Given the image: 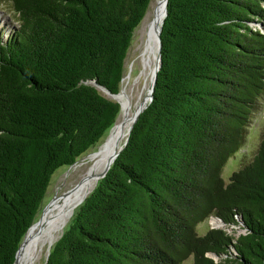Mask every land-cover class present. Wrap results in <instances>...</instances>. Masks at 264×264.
Instances as JSON below:
<instances>
[{
	"label": "trees",
	"instance_id": "trees-1",
	"mask_svg": "<svg viewBox=\"0 0 264 264\" xmlns=\"http://www.w3.org/2000/svg\"><path fill=\"white\" fill-rule=\"evenodd\" d=\"M9 1L17 26L0 41V264H13L53 172L114 125L120 105L98 86L119 92L150 2ZM160 41L150 100L45 264H264V130L252 160L221 177L264 93V0H167ZM209 217L243 231L198 235Z\"/></svg>",
	"mask_w": 264,
	"mask_h": 264
},
{
	"label": "bare ground",
	"instance_id": "bare-ground-1",
	"mask_svg": "<svg viewBox=\"0 0 264 264\" xmlns=\"http://www.w3.org/2000/svg\"><path fill=\"white\" fill-rule=\"evenodd\" d=\"M156 12L146 14L138 29V43L134 53L139 52L140 68L134 85L124 79L121 90L114 96L120 103V113L108 135L96 150L89 152L71 165V178L47 204L34 222L16 251L13 264H39L42 252L59 238L74 209L93 189L106 167L111 164L130 131L134 114L149 101V81L157 68V33L164 16V0H157ZM136 58V57H135ZM135 60V59H134ZM142 81L140 88L139 82ZM148 92V94H147Z\"/></svg>",
	"mask_w": 264,
	"mask_h": 264
},
{
	"label": "rangeland",
	"instance_id": "rangeland-1",
	"mask_svg": "<svg viewBox=\"0 0 264 264\" xmlns=\"http://www.w3.org/2000/svg\"><path fill=\"white\" fill-rule=\"evenodd\" d=\"M155 8H157V0H150L144 17L146 16V14H151L150 15L151 17L156 12L155 10H157ZM144 17L142 18V20L144 19ZM16 19H17V16L12 8L11 2L9 0H0V41H4L8 36L13 35L16 29V26H17ZM142 20L140 21V23L136 26V28L133 31L130 46L128 47L125 60H124V73H123L122 81L120 83L119 91L122 88L124 79L127 78V83L129 85H132L134 83V80H136L137 75L139 74L140 64H139V61L137 62V60L139 59V52L136 53L135 55L134 47L139 42L138 41V29L140 28L139 26L141 25ZM251 25L253 27L259 28V25L257 23L252 22ZM150 85H151V79L149 81L148 92L150 89ZM139 86L140 88L142 87L141 80L139 82ZM119 113H120V110H119ZM262 118H264V93L259 98L256 109L251 114V120L247 127L248 132H247L244 142L238 148V150L226 160L225 164L222 167L221 177L225 183L228 182L229 177L234 171L238 170L245 163L251 161L253 156L255 155L257 145L260 142L261 133L264 130V120ZM108 130L101 136V138L99 139L97 143H95L92 147L86 150L81 156H79L76 162L82 159L84 156H86L89 152L96 150L98 147L97 145L102 143L103 140L105 139L104 137L108 133ZM72 172L73 171L71 170V165L61 166L53 172L50 178L48 187L46 189L44 198L42 199V202L40 204L39 210L37 214L35 215L34 222H36V220L39 218L43 208L47 204H49L52 201V199L55 197V195L60 192L61 188L65 186V183L69 181L71 178L75 177V173H72ZM211 226L214 228L216 227L223 228L229 234L234 235L235 237L243 231L241 228H239L236 225L226 226L223 223H221V221L217 218L216 219L213 218V221L210 220L209 218L202 222H199L196 225L195 230L198 235H203L205 234L208 228H211ZM23 238L21 239V242ZM49 249L45 248L43 250L39 264H45ZM188 260L189 262H191V258H189Z\"/></svg>",
	"mask_w": 264,
	"mask_h": 264
},
{
	"label": "water",
	"instance_id": "water-1",
	"mask_svg": "<svg viewBox=\"0 0 264 264\" xmlns=\"http://www.w3.org/2000/svg\"><path fill=\"white\" fill-rule=\"evenodd\" d=\"M166 6H167V0H164V16H165V14H166ZM164 16H163V19H164ZM163 19H162V21H161V24H162V22H163ZM160 31H161V25L159 26V29H158V33H157V40H158V49H157V51H158V55H157V68H156V70H155V72H154V74H153V76H152V79H151V85H150V89H149V100H150V98H151V96H152V93H153V90H154V84H155V79H156V74H157V71H158V69H159V66H160V62H161V58H160V46H161V41H160ZM98 88H100V89H102L103 91H105V93H106V95L107 96H109V97H111V98H113V99H115L114 98V96L117 94V93H111V92H109L107 89H105V88H103V87H101V86H98ZM116 100V99H115ZM117 102H118V100H116ZM119 103V102H118ZM148 103V102H147ZM147 103L145 104V106H143L140 110H138L135 114H134V116H133V123L136 121V119H137V117H138V115H139V113L146 107V105H147ZM119 105H120V103H119ZM133 123H132V125H133ZM132 125H131V127H132ZM131 127H130V129H131ZM122 149V148H121ZM120 149V150H121ZM116 157V156H115ZM109 167H110V164L106 167V169L104 170V172L101 174V177H103L104 175H105V173H106V171L109 169ZM100 177V178H101ZM20 246V245H19ZM19 248V247H18ZM18 250V249H17ZM48 253H49V250H48ZM16 254V253H15ZM47 256H48V254H47ZM46 260H47V258H46Z\"/></svg>",
	"mask_w": 264,
	"mask_h": 264
},
{
	"label": "built area",
	"instance_id": "built-area-1",
	"mask_svg": "<svg viewBox=\"0 0 264 264\" xmlns=\"http://www.w3.org/2000/svg\"><path fill=\"white\" fill-rule=\"evenodd\" d=\"M216 219V218H215ZM210 220H212L213 221V218H211ZM212 227V226H211Z\"/></svg>",
	"mask_w": 264,
	"mask_h": 264
}]
</instances>
